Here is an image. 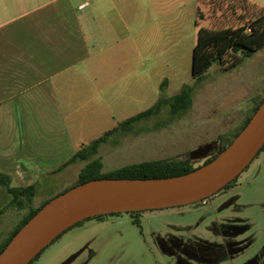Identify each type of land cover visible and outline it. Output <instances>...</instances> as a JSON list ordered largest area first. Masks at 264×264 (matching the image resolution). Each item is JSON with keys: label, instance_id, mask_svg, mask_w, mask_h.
Listing matches in <instances>:
<instances>
[{"label": "crops", "instance_id": "obj_1", "mask_svg": "<svg viewBox=\"0 0 264 264\" xmlns=\"http://www.w3.org/2000/svg\"><path fill=\"white\" fill-rule=\"evenodd\" d=\"M83 1L0 0V170L16 184L62 174L83 145L152 107L198 31V0ZM10 200L0 186V209Z\"/></svg>", "mask_w": 264, "mask_h": 264}, {"label": "rangeland", "instance_id": "obj_2", "mask_svg": "<svg viewBox=\"0 0 264 264\" xmlns=\"http://www.w3.org/2000/svg\"><path fill=\"white\" fill-rule=\"evenodd\" d=\"M252 1L264 5V0ZM204 9L214 14L209 5ZM230 19L226 24H235ZM196 41L197 32L188 31L184 62L164 88L170 97L185 84L193 86L192 104L177 111L166 104L160 113L113 135L99 150L104 171L179 154L191 157L220 135L232 138L241 129L264 93V49L232 67L215 61L199 78L192 73ZM206 157L192 159L199 165ZM84 164L78 160L62 174L41 178L37 205L75 186ZM24 213L10 207L1 214L0 243ZM140 219L138 226L124 212L86 220L47 247L34 264H264V151L238 176L236 186L199 202L145 210Z\"/></svg>", "mask_w": 264, "mask_h": 264}, {"label": "trees", "instance_id": "obj_3", "mask_svg": "<svg viewBox=\"0 0 264 264\" xmlns=\"http://www.w3.org/2000/svg\"><path fill=\"white\" fill-rule=\"evenodd\" d=\"M198 1L200 2V5L197 8V17L195 21L198 27L197 41L193 48L192 54V73L195 77L200 78L203 76V74L212 66L215 61L220 62L225 67H232L239 64L244 57L251 56L255 52L264 49V7L251 0ZM204 5L210 6V9L214 13L213 15H216V13L219 12L222 13H220L218 17L214 16L216 17L215 19H211L213 15L210 17L206 13ZM223 14L228 16L225 20H223L221 17ZM230 18H233L234 21H236L235 24H226L229 20H231ZM205 20H209L208 25L202 24V22ZM165 83L166 81L161 85L162 89ZM193 92L194 87L189 84H185L181 90L173 96L168 97L162 94L152 107L122 121L118 126L106 131L100 137L83 145L68 161L61 165L57 171L62 170L75 161H85V164L79 172V180L77 184L95 178H156L180 175L190 172L202 164L211 161L218 155L219 152L226 148V146L239 134L241 129L249 122L254 112L264 100L263 93V95L253 106L252 112L245 118L241 129L236 132L232 138L225 139L221 135L218 137V140L215 143L216 147L208 154L202 164L195 165L191 157L177 155L168 158H156L133 162L117 167L110 171L103 170L104 162L102 157L99 155V150L100 147L107 143L113 135L119 133L123 129L134 127L142 119H146L160 113L163 109V106L166 104L170 105L175 111L180 108L184 109L189 107L192 104ZM262 151H264V146L258 155H260ZM237 180L238 177L230 181L217 193L236 186ZM0 186L6 189L11 195L10 202L5 207L0 209V216L10 207L25 212L19 224L13 228L12 232L5 239V241L0 243L1 252L13 238V236L19 231V229L54 196L37 205L35 199L38 195V185L36 183H32L30 185L16 184L13 180V177L9 173L3 172L1 170ZM143 211L145 210L128 212L132 216L133 223L138 226H141L140 214ZM109 214L116 215L121 214V212ZM109 214H100L79 221L74 226L68 228L61 235H59L52 243L61 238L62 235L68 230L77 225L83 224L86 220L94 218L103 220ZM44 250H42V252H40L38 256L30 262V264H34V262L40 257Z\"/></svg>", "mask_w": 264, "mask_h": 264}, {"label": "water", "instance_id": "obj_4", "mask_svg": "<svg viewBox=\"0 0 264 264\" xmlns=\"http://www.w3.org/2000/svg\"><path fill=\"white\" fill-rule=\"evenodd\" d=\"M212 146L208 144L193 152L191 158L209 154ZM263 146L264 100L226 148L190 172L156 178H95L54 196L0 252V264H30L64 231L89 217L181 206L206 199L237 178Z\"/></svg>", "mask_w": 264, "mask_h": 264}, {"label": "built area", "instance_id": "obj_5", "mask_svg": "<svg viewBox=\"0 0 264 264\" xmlns=\"http://www.w3.org/2000/svg\"><path fill=\"white\" fill-rule=\"evenodd\" d=\"M90 0H84L82 3L79 4V8L83 9L85 7H87L90 4Z\"/></svg>", "mask_w": 264, "mask_h": 264}]
</instances>
